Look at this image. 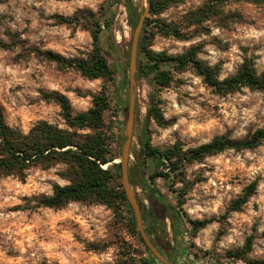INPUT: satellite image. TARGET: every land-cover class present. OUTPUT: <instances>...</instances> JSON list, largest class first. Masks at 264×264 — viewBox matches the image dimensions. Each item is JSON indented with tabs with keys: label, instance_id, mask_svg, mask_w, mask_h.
<instances>
[{
	"label": "rangeland",
	"instance_id": "obj_1",
	"mask_svg": "<svg viewBox=\"0 0 264 264\" xmlns=\"http://www.w3.org/2000/svg\"><path fill=\"white\" fill-rule=\"evenodd\" d=\"M116 1L0 3V45L7 46L0 49V104L10 127L27 133L35 123L45 121L65 128L61 108L45 101L46 93L65 96L74 114L92 108V96L104 89L112 97L104 80H89L74 70L60 71L35 52L51 51L67 59L86 57L92 51L91 32L60 24L56 17L73 19L90 11L103 22L106 12L114 8L112 27L102 40L115 42L120 55H130L134 30L123 3L115 7ZM208 1L180 0L166 9L159 21L176 27L185 39L157 35L151 49L181 55L196 48L198 60L217 68L220 81L235 75L246 61L258 73L263 72L264 5L228 2L219 18L192 22V13ZM134 2L141 6L140 0ZM143 5L147 6V0ZM172 75L168 88L150 86V80L145 78L135 85L136 121L129 178L144 214L156 215L158 210L138 186L134 153L140 150L139 131L147 129L155 147L180 143L190 149L216 136L242 140L264 128V92L243 88L218 95L191 68ZM150 95L162 114L163 126L148 118ZM111 101V110L105 114L106 125L124 123L122 132L114 131L113 148L118 158L112 164H120L127 115L116 111V102ZM61 168L32 169L25 181L13 177L0 180V264H140V259L147 257L146 249L139 230H131L124 207L117 211L81 203L60 210L36 207L37 199L52 195L54 184H68L57 175ZM181 179L184 183L177 179L173 186L158 179L156 185L175 207L179 197L183 202L181 213L188 220H216L195 238L185 236L187 255L183 264H232L227 257L232 251L244 253L245 261L264 260V143L254 150H230L194 163ZM120 183L123 186L122 180ZM253 184L257 189L247 205L240 212H228ZM166 223L169 225L168 220ZM168 234L172 239L170 228Z\"/></svg>",
	"mask_w": 264,
	"mask_h": 264
},
{
	"label": "trees",
	"instance_id": "obj_2",
	"mask_svg": "<svg viewBox=\"0 0 264 264\" xmlns=\"http://www.w3.org/2000/svg\"><path fill=\"white\" fill-rule=\"evenodd\" d=\"M7 1L0 0V3ZM179 1L147 0L146 7L149 8V12L138 46L136 81L145 78L150 80V86L168 88L173 81V72L181 73L191 68L218 95L233 94L243 88L264 92V70L258 73L249 61H246L235 75L220 81L217 68L198 60L196 48H191L181 55H168L151 49L152 40L157 35L185 39L176 27L158 19L166 9ZM228 2L264 5V0H209L192 13V22L199 24L219 18ZM120 3H123L127 11L130 27L135 30L146 7L137 6L134 0H117L115 7ZM105 16L107 19L103 22L90 11L81 12L80 16L73 19L56 17L60 24L82 27L91 32L92 51L86 57L67 59L51 51L35 53L42 60L55 64L60 71L74 70L89 80H104L112 90V97L104 89L92 96V108L74 114L65 96L59 93H46L45 101L53 102L61 108V116L66 127L60 128L39 121L27 133L6 123L0 104V180L13 177L25 181L32 169L47 171L62 167L57 175L68 184L65 186L54 184L51 196L36 200L37 208L60 210L72 203L99 204L114 211L124 207L129 216L131 230L138 233L134 213L120 183L121 163L112 164L118 158L113 148L114 131L122 132L124 123L116 122L110 127L105 123V114L111 110V100L116 102V111L123 115L128 114L130 55L128 53L120 55L115 42L110 44L107 40H102L105 31L112 27L114 8L109 9ZM0 49H7V46L0 45ZM147 111L149 119L160 126L164 125V119L152 95ZM137 137L140 150L134 153V156L137 163L135 169L138 173V186L158 210L156 215L153 212L144 214L141 211L144 227L156 247L172 264H183L182 259L187 255L185 236L195 238L216 220H188L185 213H181L183 202L179 201V197L176 199L178 206L175 207L157 188L156 181L162 179L171 186L177 179L184 183V179L181 178L185 175L187 167L194 163H200L208 157L230 150L240 152L257 149L264 143V128L242 140L225 135L216 136L209 143L190 149H185L180 143L167 148L155 147L147 129L139 131ZM256 189L255 184L246 189L244 195L232 203L228 212H240ZM166 220L169 221V225ZM169 228L172 239L169 238ZM139 237L147 254L146 258L140 259V264H157L156 258L140 235ZM248 248H251V241L248 242ZM227 257L232 260V264L237 261H244L245 264H264V260L245 261V255L240 251L229 252Z\"/></svg>",
	"mask_w": 264,
	"mask_h": 264
},
{
	"label": "water",
	"instance_id": "obj_3",
	"mask_svg": "<svg viewBox=\"0 0 264 264\" xmlns=\"http://www.w3.org/2000/svg\"><path fill=\"white\" fill-rule=\"evenodd\" d=\"M143 2L144 0H140L141 8L144 7ZM148 12H149V8L146 7L145 12L140 15L137 27L133 32L132 43H131L130 61H129V102H128L129 109L127 114L125 142L121 156L122 182L126 197L134 213V218L136 221L137 228L140 232L141 238L143 239L145 245L150 250L153 257L156 258L157 261H159L162 264H172L160 252V250L156 247V245L154 244V242L151 240L148 233L146 232L142 219L141 208L137 201L136 195L133 191L129 178V163L131 157V148L134 139L135 116H136L135 85H136V73H137V61H138V46Z\"/></svg>",
	"mask_w": 264,
	"mask_h": 264
}]
</instances>
